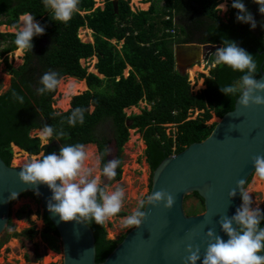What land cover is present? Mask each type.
<instances>
[{"label": "trees", "instance_id": "trees-1", "mask_svg": "<svg viewBox=\"0 0 264 264\" xmlns=\"http://www.w3.org/2000/svg\"><path fill=\"white\" fill-rule=\"evenodd\" d=\"M103 1V9L93 10V0H80V11L74 14L71 21L63 24L51 19V13L45 10L42 0H0V28L14 29L19 17L26 12L34 15L45 28L44 35L33 38V49L26 54L21 67L14 68L11 62L5 61L12 76V87L6 94H0V157L8 167H12L14 146L31 156L42 152L45 155L58 154L61 145L80 143L95 145L99 155L111 140L98 134V128L110 121L111 138L118 147L117 158L121 161L111 184L121 180V154L129 141L131 129H138L144 134L148 145V163L155 173L167 157L205 140L216 126V123L208 125L213 117L221 118L234 110L238 96H225L220 87L234 84L242 75L226 66H216L205 78L206 88L194 94L188 76H183L176 69V44L195 42L220 44L222 47L224 40L232 41L254 57L258 65L256 79L264 71V16L252 0L243 2L257 23L255 29L238 23L235 19L237 12L232 7L228 18L220 19L217 6L221 0H147L146 4H152L151 10L140 13L132 12L130 0H120L117 13L111 0ZM163 4L164 7H160ZM82 29L92 32V44L81 41L79 32ZM14 39V34L0 33V46L5 45L0 50V58L17 50ZM111 40L123 42L122 48L118 49ZM93 56L97 58L95 69L98 75L103 76L102 79L89 73L88 68L81 64V60ZM212 60L213 57L210 64H213ZM128 66L132 70L125 77L124 71ZM50 70L57 72L61 80L70 77L87 83L89 89L72 98L68 111L54 108L58 87L54 92L37 94L36 90L41 86L40 78ZM13 92L24 98L23 104L13 99ZM144 101L152 109H145L140 115L126 114V109L139 107ZM78 106L86 110L84 123L70 127L67 118L71 109ZM195 111L200 112L199 115L190 119ZM170 124L177 127L176 132L167 133L166 125ZM44 125L57 131L63 129L67 135L45 146L39 137L31 136V132L40 130ZM105 162L106 157L101 167ZM25 196L40 204L33 194L22 197ZM190 197L198 199L204 211L202 200L197 195ZM19 199L12 201L11 206ZM198 213L189 212L192 215ZM24 215L28 216L30 212L23 209L17 218L22 219ZM42 219L46 241L55 253H60L56 228L47 214H43ZM89 226L94 235L97 264L103 263L130 231L116 240H108L104 224L92 223ZM261 227H264V220ZM9 229H14L12 219L6 230L8 237L32 240L37 234L34 227L21 233H9Z\"/></svg>", "mask_w": 264, "mask_h": 264}, {"label": "clouds", "instance_id": "clouds-1", "mask_svg": "<svg viewBox=\"0 0 264 264\" xmlns=\"http://www.w3.org/2000/svg\"><path fill=\"white\" fill-rule=\"evenodd\" d=\"M258 6L259 13L264 16V0H252ZM45 10L51 13V19L55 22L67 24L74 14L80 11V0H42ZM232 9H235V17L238 23L248 24L255 29L257 23L253 15L247 9L243 0H233ZM219 12L227 11V0L220 3ZM14 27V44L22 55L31 53L34 37L42 36L45 28L41 26L31 13H24ZM264 27V23H262ZM213 55L214 66H226L233 72L241 73L240 79L232 85L220 87V92L225 96H238L242 109L249 106H264V80H257L258 65L254 57L239 47L235 42L224 40L223 46L218 48ZM61 83V77L55 71H47L40 78L37 88L38 95L54 92ZM13 99L24 103V98L18 93H12ZM85 109L76 107L71 109L67 118V124L75 127L84 123ZM67 134L63 129L57 131L52 126L44 125L39 130L40 141L47 146L54 139L59 141ZM111 154V149L106 147L99 154L91 167L85 166L89 154L85 145H61L59 153L45 155H31L19 167L18 180L23 185L37 187L46 186L52 193L47 202V210L59 218V222L76 224L97 225L104 224L110 218L116 217L124 206L125 191L122 187L111 188L110 183L117 175V168L121 161L114 158L103 163L105 156ZM254 172L253 177L264 181V155H256L251 161ZM99 171L98 175H93ZM107 181V183H105ZM243 179L236 181L234 187L228 192V200L231 201L239 191L241 204L233 216H220L217 221L220 230L227 236L225 241L214 228H209L205 233L207 246L201 256L200 247L188 244L185 247L187 255L185 264H264V212L259 206L252 207L253 201L249 190L245 187ZM38 195L37 193H34ZM10 200L16 199L12 193ZM175 203V197L159 190L139 199L136 209L124 217V227L137 229L145 219V208L163 206L170 210ZM11 231V229H9Z\"/></svg>", "mask_w": 264, "mask_h": 264}, {"label": "water", "instance_id": "water-1", "mask_svg": "<svg viewBox=\"0 0 264 264\" xmlns=\"http://www.w3.org/2000/svg\"><path fill=\"white\" fill-rule=\"evenodd\" d=\"M119 1L111 0L116 13ZM220 47L199 43L179 44L175 48L177 68L184 66L183 72H186V68L196 67L203 61L204 70L209 71V55L203 60L204 52ZM257 80H264V71ZM11 87L10 83L2 93L6 94ZM110 143L113 147L107 144L111 154L105 156L106 162L119 154L115 141ZM256 155H264V106L242 109L237 98L234 110L219 118L205 140L167 157L155 171L152 193L165 190L172 194L175 197L173 207L165 210L162 205L146 206L141 226L131 229L101 264H185V247L188 244L199 246L203 256L207 246L204 233L209 228H214L226 241L227 236L220 230L217 221L222 215L233 216L240 206L239 191L231 201L228 200V192L239 179L245 180L247 186L254 172L252 157ZM19 171V168L8 167L0 157V237L11 221L12 201L25 194H33L40 200L43 213L47 214L57 230L63 264H97L92 228L75 222H59V218L47 210V202L52 195L50 190L44 185L33 187L21 184ZM37 192L38 195L34 194ZM12 193L16 194L14 200L9 199ZM193 195L202 200L204 211L201 202L190 197ZM193 211L199 213L189 214ZM106 239L111 240L108 235Z\"/></svg>", "mask_w": 264, "mask_h": 264}, {"label": "rangeland", "instance_id": "rangeland-1", "mask_svg": "<svg viewBox=\"0 0 264 264\" xmlns=\"http://www.w3.org/2000/svg\"><path fill=\"white\" fill-rule=\"evenodd\" d=\"M93 1V10L104 8L103 0ZM146 1L147 0H130L132 12H148L152 5L146 4ZM222 2H224V0H221V3ZM232 2L233 0H227V10L231 6ZM226 14H228V11L220 12V18L224 20L226 18ZM82 15L85 14L83 13ZM160 18L164 19V16H161ZM0 33L14 34V29L2 26L0 28ZM79 38L84 43L94 42L93 34L88 29L80 30ZM111 43L113 45H117L118 49H121L123 46V42L117 43L116 40H112ZM3 46L5 45L0 46V50L3 48ZM6 59L8 62L13 64L14 68H19L23 63H25L26 55H22L18 52V50H16L0 58V94L9 87L12 81V76L10 75L6 66ZM96 63L97 58L95 56L91 59L81 61L82 66L88 68L89 73L98 75L94 67ZM200 64L187 70L186 72H183V75L188 76L190 87L194 94H197L206 88L205 78L210 75V70H204V63L202 62ZM213 67L215 66H212V68ZM128 72L129 69L127 68L124 72V75H129ZM69 79L70 77H65L61 80V83L58 86V93L55 97L54 108L62 112L68 111L71 108L70 104L74 96L81 95L88 90V86L85 81H83L84 86L82 87L80 85V82L82 81L74 78L73 79L75 81H71ZM61 100L68 101L66 107L61 105ZM145 109H152V106L146 101L141 102L139 107H131L126 109L125 112L128 116L140 115ZM199 113L200 112L198 111L191 113L190 119H195ZM217 122H219V118L213 117L212 120L208 122V125H212ZM166 129L167 133L177 131V127L172 124L166 125ZM129 133V141L123 147L121 180L112 184L110 182L112 189L115 187H122L125 191L124 206L122 210L117 214L116 217L110 218L104 223L106 226L107 235L111 240H116L131 230L124 227V217L130 215L136 209L139 199L152 193L154 173L148 163V145L145 136L138 129H131ZM98 134H103L108 139L113 141L111 138L110 121H106L104 124L99 126ZM31 136L39 137V131H33ZM108 144H110L111 148L113 147L110 142ZM85 149L89 154V159L85 161V166L91 167L94 165L95 159L98 156V150L95 145H87L85 146ZM13 152L14 157L12 167L19 168L24 162V159L26 161L29 156L26 155L25 158L22 154H20V152L15 151V148H13ZM98 174V170L93 173V175ZM257 182H263V187H258V189L253 191V184ZM247 189L249 190L253 201L252 207L259 206V208H261L264 202V181H260L252 177ZM23 209H26L27 212H30V215H24L22 219H18L17 214ZM43 214V207L41 206V203H36L28 196L21 197L12 206L11 219L14 229H11L9 233H13L14 231L21 233L23 230L34 227L37 234L32 240H29L23 237L10 238L5 232L0 237V243L2 244L0 247V264H63V253L61 251L62 245L60 239L57 242V245L60 248V253H55L48 241L45 239V224L42 219Z\"/></svg>", "mask_w": 264, "mask_h": 264}, {"label": "crops", "instance_id": "crops-1", "mask_svg": "<svg viewBox=\"0 0 264 264\" xmlns=\"http://www.w3.org/2000/svg\"><path fill=\"white\" fill-rule=\"evenodd\" d=\"M231 4H232V3H231ZM151 5H152V4H151ZM160 7H164V4L161 5ZM230 7H231V6H230ZM230 7H229V9H230ZM151 8H152V6H151ZM229 9L227 10L228 13H229ZM150 10H151V9H150ZM150 10H149V11H150ZM149 11H148V12H149ZM219 16H220V13H219ZM226 18H228V14H226ZM226 18H225V19H226ZM220 19H221V18H220ZM225 19H224V20H225ZM167 20H168V18H167ZM175 22H177V19L175 20ZM89 31H90V30H89ZM90 32H91V31H90ZM91 33H92V32H91ZM81 41H82V40H81ZM111 41H112V40H111ZM111 41H110V42H111ZM193 43H195V42H193ZM91 44H92V43H91ZM177 45H179V44H176V45L174 46V56H175V48H176ZM208 45H211V44H208ZM211 46L217 47V46H221V45H220V44H217V45H211ZM204 56H205V55H204ZM93 57H94V56H93ZM95 57H96V56H95ZM91 58H92V57H91ZM91 58H90V59H91ZM87 60H88V59H87ZM175 60H176V59H175ZM81 61H82V60H81ZM202 62H203V61H202ZM202 62H201V63H202ZM203 63H204V62H203ZM198 64H200V63H198ZM196 66H197V64H196ZM94 67H95V66H94ZM176 67H177V64H176ZM204 67H205V63H204ZM215 67H216V66H215ZM215 67H213V68H215ZM127 68L129 69L128 74H130L132 68H131L130 66H128ZM127 68H126V69H127ZM126 69H125V70H126ZM211 69H212V68H210V71H211ZM188 70H189V69H188ZM96 71H97V70H96ZM124 72H125V71H124ZM97 74H98V73H97ZM95 75H96V74H95ZM97 76H98L99 78H101V77L103 78L102 75H97ZM124 76H125V75H124ZM128 76H129V75H127V76H125V77H128ZM183 76H185V75H183ZM74 79H75V78H74ZM83 81H85V80H83ZM85 82H86V81H85ZM86 84H87V83H86ZM88 89H89V88H88ZM258 187H263V182H257V183H255V184H253V187H252L253 191L256 190V189H258ZM263 207H264V202H263V204H262V206H261V208H260L261 211H262Z\"/></svg>", "mask_w": 264, "mask_h": 264}, {"label": "flooded vegetation", "instance_id": "flooded-vegetation-1", "mask_svg": "<svg viewBox=\"0 0 264 264\" xmlns=\"http://www.w3.org/2000/svg\"><path fill=\"white\" fill-rule=\"evenodd\" d=\"M185 44H189V43H185ZM200 44V43H199ZM202 45H208V44H202ZM216 50H211V49H208V50H206L205 52H204V57H203V60H204V58L207 56V55H209V59H208V61H207V66L209 67V68H212V66H214L213 64H210V60H211V58L213 57V55H212V53H214ZM197 66H198V64H197ZM200 66H201V64H200ZM176 69H177V71L179 72V73H181L182 75H183V71H184V66H182L181 68H177L176 67ZM188 69H191V68H186L185 70L187 71Z\"/></svg>", "mask_w": 264, "mask_h": 264}, {"label": "bare ground", "instance_id": "bare-ground-1", "mask_svg": "<svg viewBox=\"0 0 264 264\" xmlns=\"http://www.w3.org/2000/svg\"><path fill=\"white\" fill-rule=\"evenodd\" d=\"M69 80H71V81H75L73 78H70ZM70 81V82H71ZM73 83V82H72ZM69 85V84H68ZM78 85V84H77ZM80 85L83 87L84 86V82L82 81V82H80ZM75 86V85H74ZM76 87V86H75ZM74 89V88H73ZM73 91V90H72ZM62 101V100H61ZM67 103H68V101L67 100H65V101H62V103H61V105L63 106V107H66V105H67ZM59 108H60V106H59ZM62 109V108H61ZM13 148H15V151H17V152H20V154H22L25 158H26V153H24L23 151H21L19 148H17V147H13ZM19 156V155H18ZM24 161H25V159H24ZM23 162V161H22Z\"/></svg>", "mask_w": 264, "mask_h": 264}]
</instances>
